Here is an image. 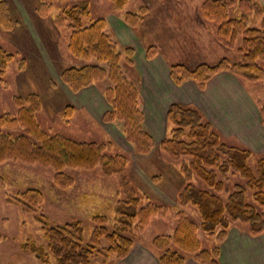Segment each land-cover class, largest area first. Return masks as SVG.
Instances as JSON below:
<instances>
[{
	"label": "trees",
	"instance_id": "obj_1",
	"mask_svg": "<svg viewBox=\"0 0 264 264\" xmlns=\"http://www.w3.org/2000/svg\"><path fill=\"white\" fill-rule=\"evenodd\" d=\"M128 2L111 0L116 11L124 9ZM235 3L243 10L239 17L229 16ZM51 8V4L42 2L36 13L41 17L52 15L57 28L66 27L69 30L67 50L73 57L84 61L62 69L61 81L72 92L106 81L103 94L109 109L103 120L121 121L126 141L136 153L147 155L156 146L155 139L143 127L138 86L121 69L122 60L127 65L133 64L134 47L129 45L120 50L106 31L105 18L86 20L90 12L88 0H79L57 14H51ZM147 11L148 7L141 5L138 12L125 11L123 20L134 28L142 22ZM251 11L262 14L258 27L248 25L247 13ZM201 12L216 24L215 36L220 43L234 48L240 39L235 49L237 59L221 58L214 64L202 62L194 67L173 63L169 67L171 79L178 85L193 80L201 88L219 72L232 73L247 82L264 80V8L253 0H204ZM0 26L4 29L13 27L4 0H0ZM156 53V47L149 46L146 58L151 59ZM15 58L16 54L0 46V76ZM18 64L20 69L24 68L25 59H18ZM14 101L19 107L17 115H0V162L12 159L49 166L54 170V182L65 188L73 184L72 177L65 173L66 168L92 169L101 165L104 174L119 176L124 193V199L114 205L112 220L109 221L104 214L93 215L88 240L83 238V226L79 221L49 226L42 217L36 216L45 246L26 242L21 249L33 253L43 264H91L94 259L99 260L98 264H111L115 259L125 257L136 236L150 220L165 216L169 207L136 193L126 173L128 158L122 153H109L110 141H78L61 133L48 134L35 116L41 108L37 94L15 96ZM259 111L264 125V103ZM72 112L73 107L67 105L63 111L64 119L68 120ZM166 122L167 134L158 143V148L178 163L184 184L177 194V202L182 207H194L199 222L189 218L182 209L175 211L173 230L156 235L152 241L153 247L159 250V264H185L189 255L195 264H220V243L226 239L232 224L247 225L251 235L264 233V156L253 160L249 148L224 142L212 123L195 107L172 103L167 110ZM17 124L23 131L13 134L10 128ZM236 174L243 184L234 183L228 189L229 176ZM248 193L251 201L247 200ZM42 197L39 189L27 188L8 200L31 211L38 208ZM199 231L213 239L215 244L203 247Z\"/></svg>",
	"mask_w": 264,
	"mask_h": 264
},
{
	"label": "rangeland",
	"instance_id": "obj_2",
	"mask_svg": "<svg viewBox=\"0 0 264 264\" xmlns=\"http://www.w3.org/2000/svg\"><path fill=\"white\" fill-rule=\"evenodd\" d=\"M4 1L9 7L13 27L4 29L0 26V46L16 54V58L0 76V115L8 113L16 116L19 107L14 97H26L34 93L41 100V108L35 116L40 127L48 134L61 133L78 141L97 143L110 141L109 153L124 154L128 158L126 173L136 193L166 204L169 211L165 216L152 218L148 226L136 236L129 253L123 258L115 259L111 264H159V250L153 247L152 241L156 235L170 233L173 230L176 223L175 211L182 209L189 218L199 222L194 207H182L177 202V194L184 184L178 171V163L158 148V143L168 130L167 110L172 103L177 102L168 105L164 114L165 106L163 102L158 101L159 98H154L157 103L154 100L150 102L147 98V102L143 104L139 95V107L142 114L146 113V118L145 113L143 114V127L152 134L156 146L147 155L136 153L125 139L122 122L119 120L105 122L102 118L109 109L103 94L106 81L72 92L59 77L62 69L71 65H80L84 61L73 57L67 50L69 30L66 27L57 28L52 22V15L41 17L36 13V8L39 3H49L52 6L51 14H57L62 8L73 5L79 0ZM203 1L129 0L124 9L116 11L112 8L111 0H88L90 12L86 20L97 17L108 19L106 31L117 42L120 50L125 46L133 45L134 43L130 44V42L139 37L137 41L143 47L141 60L146 65L143 72L144 81L147 84L151 83L148 84L149 86L158 85L153 79H161L164 74L157 60L152 59L148 62L150 59L146 58V51L149 46L156 47L157 53L154 59L160 62L161 59L174 60L167 64L169 67L173 63L194 67L202 62L214 64L221 58L231 61L237 59L235 49L239 46L240 39L237 40V47L234 48H229L217 40L216 24L202 15ZM253 1H257L264 8V0ZM141 5H146L148 11L142 22L133 28L125 23L123 14L125 11L138 12ZM242 12L238 3H235L229 11V16L239 17ZM247 15L249 26L260 25L262 14L251 11ZM122 21L126 26L121 23ZM198 48L200 51L195 52ZM179 52H184L187 59L174 58L176 54H180ZM22 57L26 61V66L20 69L18 59ZM133 57L134 55L132 61ZM188 59L190 64L186 61ZM133 67L134 61L132 65H127L122 60V71L137 85V80L142 76L139 77ZM168 77L171 84L177 86L186 81H193L186 80L178 85L171 79L169 69ZM195 85L197 90L193 89L197 91V96L193 97L191 92L184 88L187 97L183 100L190 102L182 104L199 109L207 120L209 119L205 115L210 116L212 120L209 121L224 142L249 148L253 152V160L264 156V151L255 150L260 148L259 145L251 144L249 140L245 144L234 135L238 128L232 124L233 120L230 118L232 114H239L236 113V109L244 108V103L241 102L243 97L249 98L253 99L251 101L257 111L258 125L264 126L259 111L264 103V80L247 82L232 73L219 72L210 78L203 88L196 83ZM182 90L183 88L176 90L177 94ZM191 100L201 101L202 109ZM235 101L239 102L237 107ZM67 105L73 107V112L70 118L65 120L63 111ZM221 105L225 111L228 110V113L226 112L228 118L219 121L215 119V108ZM236 122L241 125L240 119ZM22 131L23 128L18 124L10 128L13 134ZM162 131L165 132L164 135ZM254 133L259 134L261 130ZM260 137L263 138L264 134H260ZM65 173L73 179V184L66 188L54 182V170L49 166L12 159L0 162V264H43L33 253L21 249L26 242L45 246L41 224L36 216L42 217L49 226L79 221L83 226L85 241L89 239L93 228L94 214H104L109 221L112 220L115 203L124 199L119 176L104 174L101 165L92 169L66 168ZM155 177L159 178L154 180ZM234 183L243 184V180L237 174L229 176L227 188L231 189ZM197 185L202 186L200 182H197ZM27 188H37L42 192V202L36 210H24L20 205L8 200V197ZM247 200L251 201L250 193L247 194ZM198 237L203 247L215 244V241L202 231L198 232ZM251 241L259 246L255 245L250 249L251 244L248 242ZM219 260L220 264H264V233L251 235L247 225L239 222L232 224L226 239L220 243ZM98 263V259L91 261V264ZM185 264H195L191 255L187 257Z\"/></svg>",
	"mask_w": 264,
	"mask_h": 264
},
{
	"label": "crops",
	"instance_id": "obj_3",
	"mask_svg": "<svg viewBox=\"0 0 264 264\" xmlns=\"http://www.w3.org/2000/svg\"><path fill=\"white\" fill-rule=\"evenodd\" d=\"M106 20L108 21V24H109V20L108 19H106ZM120 20H122V19L120 18ZM121 23L123 25H125V23L123 21ZM137 38H139V37H136L133 42H130V44L134 43L131 46L135 47V53H134V57H133L134 58V60H133L134 61V67L133 68H134V70H135V72H136V74L138 76L139 75L142 76L141 78H139L137 80L138 81L137 82L138 83L137 86L139 88V95L141 96L143 104L147 102V98H149L150 102H152L155 97L159 98L158 101L159 102H163V105L165 106V108H164V114H165V111H166L168 105H170L172 102H179V103H189L190 102V101H187V100L186 101L183 100L185 97H187L184 88H187V90L191 92L193 97L197 96L196 95V92H197L196 91L197 90L196 89V85H195V83L193 81H186L180 86H177L174 83H173L174 85L171 84V80L168 77L169 65H167V64L169 62L170 63L173 62L174 60L164 61L163 59H161V62L158 59H154V58H151L150 60H148V62L152 61V59H153V61L157 60L158 63H160V66L162 68V72L164 74V76L161 79H156V78L153 79L155 83L156 82L158 83V85H153L152 84L151 86H149L148 84H151V83L147 84V82L144 81L145 77H144L143 72H145L144 66H146V65L141 60V55L143 54V49H142L143 47L140 44V42L138 43V41H137L138 39ZM126 40L128 41L127 38H126ZM135 40H136V43H135ZM192 47L195 48V46H192ZM198 50L200 51V49L198 48L197 51H195V52H199ZM179 53L180 54H176V56L174 58L180 57L183 60L187 59V57H185L186 54L184 52H179ZM191 55H193V54H191ZM186 61H188V63L190 62L189 59L186 60ZM175 87H177L178 89H174ZM182 88H183V90L180 93L177 94L176 90H180ZM193 88H195L196 90L193 89ZM251 100H253V99H251ZM251 100L249 98L246 99V98L243 97L241 102L244 103L243 104L244 108L243 109L242 108L236 109V113H239V114H232V116H230V118H231V120H233L232 124L236 125L235 127L238 128V130L234 132V135H236V137H238L240 139V141L244 142L245 144H246V142H248L247 140H249V142H251V144L259 145L260 148H257L255 150H257L259 152H262V151H264V146H262V144L264 143V137L261 138L260 134H262V135L264 134L263 133L264 132V126H262L261 124L258 125L259 123H257V111H256L254 103ZM154 101H156V103H157V100H154ZM191 101L193 103L197 104L199 106V108L201 107L200 109H202L201 101L200 102H196V101H193V100H191ZM229 102L230 101H228L227 104H229ZM238 104H239V102L235 101V106L236 107L238 106ZM215 109H216L215 110L216 111V118L215 119H218L219 121L220 120H225L227 115H228L227 114L228 110L225 111V109H224V107L222 105H221V107H218V108L216 107ZM240 109H241V113H240ZM157 115L159 116L158 113H157ZM144 116L146 118V113L144 114ZM205 116L210 121L212 120V118L210 116H208L207 114ZM214 116L215 115L213 114V117ZM160 118H162V117H160ZM239 119H240L239 124H241V125H238V123L236 122V120L238 121ZM235 123H237V124H235ZM260 130H261V133H259V134L254 133L255 131L259 132ZM164 134H165V132L162 131V135H164ZM247 145H249V144H247ZM250 148H252V147L250 146ZM248 243L251 244L250 249H251V247L256 245V243H254L252 241L248 242ZM256 246L258 247L259 245H256Z\"/></svg>",
	"mask_w": 264,
	"mask_h": 264
}]
</instances>
